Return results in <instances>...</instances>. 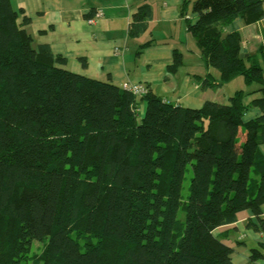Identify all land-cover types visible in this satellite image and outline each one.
<instances>
[{"label":"trees","instance_id":"trees-1","mask_svg":"<svg viewBox=\"0 0 264 264\" xmlns=\"http://www.w3.org/2000/svg\"><path fill=\"white\" fill-rule=\"evenodd\" d=\"M192 12L187 30L219 73L202 88L242 77L262 85V97L244 105L237 90L227 104L193 109L147 89L137 101L61 68L65 60L48 46L34 49L28 16L0 0V264H235L215 231L246 211L264 230V41L260 63L240 58L238 32L223 34L237 18L260 20L263 2L196 0ZM150 18L141 6L129 35L143 34ZM180 66L174 53L168 69ZM252 107L259 115L245 122ZM262 250L251 249L250 262H264Z\"/></svg>","mask_w":264,"mask_h":264},{"label":"crops","instance_id":"crops-1","mask_svg":"<svg viewBox=\"0 0 264 264\" xmlns=\"http://www.w3.org/2000/svg\"><path fill=\"white\" fill-rule=\"evenodd\" d=\"M195 1L10 0V3L15 10L22 9L28 16L29 24L23 28L32 39L34 49L40 45L48 46L54 56L65 60L61 68L111 83L118 88L119 94L124 91L123 83H140L173 105L193 109L200 108L206 101L227 104L237 89L246 93L244 105L262 97L258 90L263 86L252 84L246 87L242 77L216 88H202L203 79L210 75L218 80L219 73L207 66L203 49L187 30L186 19L190 22L197 19L192 12ZM262 2L264 11V0ZM145 4L150 6L151 18L147 20L144 33L132 37L129 28L133 15ZM99 11L98 18L89 24L87 20ZM18 21L22 23L21 18ZM233 32L240 34L241 48L246 49L247 56L243 59L255 56L262 63L258 50L264 41V14L252 24H245L237 18L223 29L224 35ZM174 53L181 55L182 66L170 72L168 67L173 62ZM139 104L137 118L145 109L143 102ZM258 115L259 109L252 107L246 111L244 121ZM245 137L246 132L240 127L234 146L237 154L241 153ZM259 149L264 156V144ZM260 219L264 220V206ZM248 220L257 230L246 226ZM215 234L232 248L231 258L235 264H264L261 260L253 263L249 260L251 249L264 246V230L250 212L239 213L234 224L216 230ZM262 252L264 254V250Z\"/></svg>","mask_w":264,"mask_h":264},{"label":"built area","instance_id":"built-area-1","mask_svg":"<svg viewBox=\"0 0 264 264\" xmlns=\"http://www.w3.org/2000/svg\"><path fill=\"white\" fill-rule=\"evenodd\" d=\"M99 15H100V11L95 13L94 17L87 20V22L89 24L93 23L98 18ZM122 88L124 91L131 93L135 97V100L137 101L140 100L147 93V88L143 84H140V83L126 82V83H123ZM137 116H138V113H137Z\"/></svg>","mask_w":264,"mask_h":264},{"label":"rangeland","instance_id":"rangeland-1","mask_svg":"<svg viewBox=\"0 0 264 264\" xmlns=\"http://www.w3.org/2000/svg\"><path fill=\"white\" fill-rule=\"evenodd\" d=\"M263 76H264V74H263ZM245 85V84H244ZM254 85V84H253ZM246 86V85H245ZM246 87H248V86H246ZM237 90H239V89H237ZM236 92V91H235ZM234 92V93H235ZM233 93V94H234ZM187 175H186V180L184 181V184H183V189H182V198L185 200L186 199V197H187V195H188V193H187V191H188V179H189V176H190V174H191V171L190 170H188V172L186 173ZM41 249H43V246H42V244H40V243H37L36 241H34L33 243H32V250H33V252L34 253H40L41 252Z\"/></svg>","mask_w":264,"mask_h":264},{"label":"water","instance_id":"water-1","mask_svg":"<svg viewBox=\"0 0 264 264\" xmlns=\"http://www.w3.org/2000/svg\"><path fill=\"white\" fill-rule=\"evenodd\" d=\"M247 55H246V49H241L240 50V58L243 59L245 58Z\"/></svg>","mask_w":264,"mask_h":264}]
</instances>
